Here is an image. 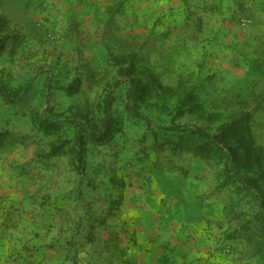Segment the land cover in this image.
<instances>
[{
    "label": "rangeland",
    "instance_id": "1",
    "mask_svg": "<svg viewBox=\"0 0 264 264\" xmlns=\"http://www.w3.org/2000/svg\"><path fill=\"white\" fill-rule=\"evenodd\" d=\"M149 1L0 0V132L17 139L0 148V241L20 227L26 264H260L230 239L258 205L224 166L152 148L244 112L264 160V0Z\"/></svg>",
    "mask_w": 264,
    "mask_h": 264
},
{
    "label": "trees",
    "instance_id": "2",
    "mask_svg": "<svg viewBox=\"0 0 264 264\" xmlns=\"http://www.w3.org/2000/svg\"><path fill=\"white\" fill-rule=\"evenodd\" d=\"M7 20L0 18V24ZM158 88L167 90L154 77ZM191 107L199 110V104L189 99ZM232 123L220 127L214 135L207 133L200 127L191 125H177L169 127L162 137H155L154 147L158 154L172 156L192 154L206 164L218 163L223 168V185L232 187L239 195L251 198L258 205V212L248 221L240 214L233 213V220H239L238 228L229 234L230 239L241 240L246 244L247 259L258 258L264 264V160L262 153L250 140L246 126L249 121L248 113L237 112ZM94 139L97 142L105 137ZM15 144L17 139L8 132H0V148L5 146L6 140ZM98 140V141H97ZM250 174V176H243ZM231 218V213L227 214Z\"/></svg>",
    "mask_w": 264,
    "mask_h": 264
},
{
    "label": "crops",
    "instance_id": "3",
    "mask_svg": "<svg viewBox=\"0 0 264 264\" xmlns=\"http://www.w3.org/2000/svg\"><path fill=\"white\" fill-rule=\"evenodd\" d=\"M164 1L165 0H162V2H160V0H150L149 4L147 5V8H153L157 6L158 8L160 6L164 8L165 6ZM214 1L224 2L226 5H229L228 8H230V0H214ZM256 1H260V0H256ZM232 6H233V3H232ZM176 212H178V209L173 212L172 211L167 212L166 217L163 219L162 223H160V226L163 228L164 231L167 232V234H170L169 230H170L172 223L175 221L177 222L176 216L178 215V213ZM182 219L184 220V218ZM9 234L10 236L12 235V237L10 238V243H4L3 241H0V264H26V262L28 261V258H30L29 256L30 252H28L27 249H29L28 247H30L32 243H25V240H21L22 231L20 227L16 230V232L15 231L9 232ZM165 239H168V238H165ZM16 247L18 248V251L22 253L21 255H24L25 257L26 256L27 257L29 256V257L28 258L26 257L27 259L25 260H22L20 256L19 257L17 256L16 258L14 257L10 258V256L14 254V250L16 249Z\"/></svg>",
    "mask_w": 264,
    "mask_h": 264
},
{
    "label": "built area",
    "instance_id": "4",
    "mask_svg": "<svg viewBox=\"0 0 264 264\" xmlns=\"http://www.w3.org/2000/svg\"><path fill=\"white\" fill-rule=\"evenodd\" d=\"M242 23H243V25H247L250 23V21L249 20H242Z\"/></svg>",
    "mask_w": 264,
    "mask_h": 264
}]
</instances>
